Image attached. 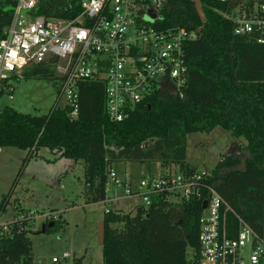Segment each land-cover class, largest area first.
<instances>
[{"label": "trees", "instance_id": "obj_1", "mask_svg": "<svg viewBox=\"0 0 264 264\" xmlns=\"http://www.w3.org/2000/svg\"><path fill=\"white\" fill-rule=\"evenodd\" d=\"M81 1H45L35 11L71 17ZM200 6L202 15L195 0H167L160 12L163 27L197 34L184 44L188 80L183 97L156 93L121 121H111L104 112L103 84L86 81L79 90L75 117L56 101L42 115L10 106L0 109V147L25 150L24 161L39 157L38 150L45 148L55 158L83 162L86 204L107 198L108 174L120 162L139 163L147 171L155 163L162 175L197 174L186 161L187 134L221 127L245 139L243 146L220 154L211 171L200 176L198 195L164 191L151 195L148 206L136 205L128 212L107 205L102 264H199L198 221L210 189L264 238V45L253 35L234 33L230 3L200 0ZM14 8L15 0H0V38ZM25 74L48 78L52 72L39 67ZM10 195L11 191L2 195L0 213ZM22 213L16 212L0 235V264H34L29 240L33 221L19 218ZM60 217L59 213L57 219L46 221L45 231L59 228ZM228 221L235 226L232 215ZM72 264H82V257Z\"/></svg>", "mask_w": 264, "mask_h": 264}, {"label": "built area", "instance_id": "obj_2", "mask_svg": "<svg viewBox=\"0 0 264 264\" xmlns=\"http://www.w3.org/2000/svg\"><path fill=\"white\" fill-rule=\"evenodd\" d=\"M45 1L54 0H15L0 38V92L8 89L9 80L22 79L25 69L46 67L57 83L56 106H65L69 116H77L81 84L101 82L104 112L111 121H121L156 93L184 96L188 80L184 44L197 34L162 26L160 12L167 0H82L78 11L64 18L37 14L35 10L42 9ZM218 1L232 5L229 17L234 33L253 35L264 45V0ZM206 173L147 174L135 189L128 173L118 179L111 169L108 176L114 187L122 188L120 198L136 195L146 207L151 195L164 191L198 195L197 180ZM204 202L197 232L199 264H264V238L213 189ZM228 215L236 219L235 226ZM18 217L34 216L24 212ZM9 223L0 224V235L7 232ZM68 256L63 252L51 261Z\"/></svg>", "mask_w": 264, "mask_h": 264}, {"label": "rangeland", "instance_id": "obj_3", "mask_svg": "<svg viewBox=\"0 0 264 264\" xmlns=\"http://www.w3.org/2000/svg\"><path fill=\"white\" fill-rule=\"evenodd\" d=\"M34 68L24 70L23 78L11 79L12 87L0 93V109L10 106L27 114H46L57 97L56 80L38 75L26 76ZM243 137L232 136L221 127L209 132H194L186 135V161L198 173L210 172L220 154L243 146ZM39 157L26 161V151L17 147H0V200L11 191L9 202L0 213V224L13 220L16 212L32 214L29 234L34 264H72L74 258L82 257V264H102V247L98 242L99 223L107 205L128 212L141 199L133 195L120 198L122 188L113 186L108 176L106 197L115 198L109 204L97 202L86 204L83 198V162L68 158H55L45 148L38 150ZM147 171L139 163L120 162L112 167L116 178L123 179L128 173L131 188L148 172L158 173L157 164L152 163ZM15 181V184H14ZM54 211V212H53ZM61 226L40 232L41 225L50 218H58ZM63 252L68 257L53 263L52 257L60 258ZM189 254V253H188Z\"/></svg>", "mask_w": 264, "mask_h": 264}, {"label": "water", "instance_id": "obj_4", "mask_svg": "<svg viewBox=\"0 0 264 264\" xmlns=\"http://www.w3.org/2000/svg\"><path fill=\"white\" fill-rule=\"evenodd\" d=\"M195 4H196V8H197V11L199 13V15H202V10H201V6H200V0H195ZM206 204L205 202L202 204V208H205ZM53 225V222H50L49 223V227ZM104 223L103 221H101L99 223V229H98V242L100 245L103 244V240H104ZM40 232H45V225H41V229H40Z\"/></svg>", "mask_w": 264, "mask_h": 264}, {"label": "crops", "instance_id": "obj_5", "mask_svg": "<svg viewBox=\"0 0 264 264\" xmlns=\"http://www.w3.org/2000/svg\"><path fill=\"white\" fill-rule=\"evenodd\" d=\"M104 202V201H103ZM112 209H116V208H112Z\"/></svg>", "mask_w": 264, "mask_h": 264}]
</instances>
